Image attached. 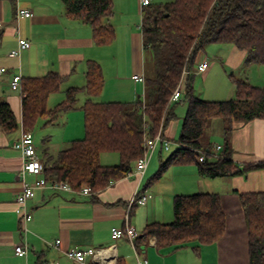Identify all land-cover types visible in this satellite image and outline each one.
<instances>
[{"label":"crops","instance_id":"1","mask_svg":"<svg viewBox=\"0 0 264 264\" xmlns=\"http://www.w3.org/2000/svg\"><path fill=\"white\" fill-rule=\"evenodd\" d=\"M17 6L32 9L33 16L18 19ZM0 22V68H6L0 72V97L10 104L19 123L13 131H7L0 125V264H77L66 255L67 248L111 244H115L117 258L120 257L124 264H140L139 261L143 259H147L149 264H250L248 227L238 193L264 191V168L252 170L247 175L210 178L201 175L196 164H178L171 166L160 180L145 186L157 167V163L153 162L156 158L162 160L163 147L160 144L159 153L156 148L142 177L131 174L114 181L99 192L96 201L91 199V195L79 191H59L48 186L37 188L35 195L28 201L33 217L28 223L29 231L23 236L16 211V195L23 189L20 177L23 158L20 150L14 147L23 130V110L21 91L11 87L13 76H42L50 71L66 76L61 90L49 97L48 106L52 108L65 98L67 87L86 84L88 61L95 60L100 63L104 76L103 88L95 100H137L141 97L139 92L142 86L132 75L145 72L142 8L139 0H114V14L110 22L115 27L116 36L105 45L94 42L90 25L66 14L62 0H0ZM17 25L18 33L15 29ZM18 36L29 39L31 46L13 57L9 52L18 45ZM209 44L214 45L210 47ZM207 46L210 49L208 52ZM199 58L207 59L210 63L208 69L200 73L203 82L208 81L216 71L226 74L227 68L232 69L233 73L238 71V77L249 80L243 68H263L260 63L245 64L246 51L228 42L208 43ZM231 75L233 78H224L218 94H227L230 98L235 96V77ZM249 81L254 84L256 79ZM127 82L130 89L125 92L122 89ZM109 85L115 89L112 96H106ZM60 92L63 94L57 99ZM144 94L145 84L143 98ZM85 99L86 95L82 94L79 107L62 113L56 120L60 124L66 118L64 131L68 130V134L64 136V146L54 149L51 145L53 142L47 140L40 148L35 139L37 152L43 162L69 146L72 138L83 136L81 106ZM177 104L174 106L176 118L165 129V135L170 140L177 138L185 115L178 113ZM41 120L44 124V119ZM72 121L75 123L70 125ZM54 123L48 124V127ZM218 124L220 128H217L216 133L222 138L219 143L223 144L224 123L218 121ZM230 145L231 157L236 163L242 165L264 161V119L236 123L230 136ZM37 177L30 173L25 179L33 182ZM137 190L148 191L152 196L146 204L128 210ZM195 192L220 194L227 216V228L219 240L206 244L191 241L175 248L157 246L155 237L143 239L137 245L132 244L126 236L117 240L112 237L111 228L124 226L127 216L129 224L139 234L150 222L172 221L174 196ZM23 239L30 246L27 256L15 253V246ZM56 239L61 240L59 246L52 244Z\"/></svg>","mask_w":264,"mask_h":264},{"label":"trees","instance_id":"2","mask_svg":"<svg viewBox=\"0 0 264 264\" xmlns=\"http://www.w3.org/2000/svg\"><path fill=\"white\" fill-rule=\"evenodd\" d=\"M62 1L69 17L92 27L96 44H109L115 39L116 30L110 22L114 0ZM141 30L145 48L144 98L95 100L104 85L102 67L95 60L88 61L86 84L67 87L65 98L52 108L48 106L49 97L61 90L67 77L56 71L22 77V124L26 131L33 132L41 119L45 125L55 122L62 113L79 107L80 97L86 95L81 106L85 136L72 140L56 156L45 160L44 176L67 180L75 190L87 184L92 189L91 199L96 201L99 192L134 171L136 161L145 152V136L161 131L165 134L170 121L176 118L174 106L179 101H171V96L186 70L192 71L186 78L183 95L188 106L174 140L176 147L161 160L145 186L160 180L171 166L178 164H196L200 174L210 178L247 175L264 168V161L236 163L230 145L236 123L264 119V85L234 78L235 96L225 100L201 98L193 85L199 56L210 42L233 43L246 51L245 64L264 65V0L152 2L142 8ZM147 54L151 56L152 74L146 66ZM218 118L224 123V143L219 151L217 143L204 139L205 129ZM18 124L10 104L0 97V125L13 131ZM103 152L117 153L119 161L103 163ZM200 152L206 153L204 160H200ZM210 153L217 154V158ZM238 194L248 227L250 264H264V191ZM173 213L170 222L148 223L142 235L136 237V245L150 237L156 238L159 247L179 248L191 241L213 243L227 228L218 192L176 194ZM116 264L124 262L118 257Z\"/></svg>","mask_w":264,"mask_h":264},{"label":"built area","instance_id":"3","mask_svg":"<svg viewBox=\"0 0 264 264\" xmlns=\"http://www.w3.org/2000/svg\"><path fill=\"white\" fill-rule=\"evenodd\" d=\"M141 8L152 3V0H139ZM33 10L30 8L17 6L16 16L18 19L25 17H32ZM1 26V22H0ZM16 32H19V26H16ZM31 46V41L22 36H18V45L13 48L9 55L17 57L20 55L23 49L29 48ZM209 61L207 59H199L197 62L195 72L204 73L209 67ZM6 68L1 67L0 72L4 71ZM192 71L186 70L184 72V78L179 82L177 87L172 93L171 101H182L184 95L185 81L188 74H191ZM132 78L137 81L145 84L146 77L144 72L134 73ZM21 74H16L11 80V87L15 90L21 91ZM146 107V105H143ZM171 140L166 137V135L161 131L154 136H150L149 133L145 136V152L144 154L136 161L134 171L131 174H136L140 177L145 173L152 155L158 145L160 144L164 149H170ZM14 147L19 149L22 158L23 165L20 172V177L23 180V189L16 195V202L18 207L16 209L19 219L21 221L20 231L24 235L29 231L28 223L32 220V212L28 207V201L35 195V190L39 187L48 186L54 190L59 191H79L84 194L90 195L92 189L89 185L84 184L81 189L75 190L67 180H60L56 178H46L44 176L45 164L41 160L37 148L35 145V138L32 131L22 130L20 138L14 143ZM222 149L221 144L216 145V150L219 151ZM212 154V153H210ZM213 158H217V154L211 155ZM206 157L205 152H200V160H204ZM35 174L38 177L33 182H27L25 177L27 174ZM149 192L136 191L130 200L129 208L130 210L134 205H144L151 197ZM112 237L117 240L123 236L129 238L132 244H135V239L138 236V232L133 225H130L128 222L124 226H113L111 228ZM53 245L59 246L61 244L60 239H56L52 242ZM30 246L27 243L26 239H23L19 244L15 246V253L19 256H27ZM66 255L71 258L77 264H116L117 255H116V246L111 244L109 246H100V247H70L65 250ZM140 264H149L147 259L139 261Z\"/></svg>","mask_w":264,"mask_h":264},{"label":"rangeland","instance_id":"4","mask_svg":"<svg viewBox=\"0 0 264 264\" xmlns=\"http://www.w3.org/2000/svg\"><path fill=\"white\" fill-rule=\"evenodd\" d=\"M164 1H166V0H152V2H164ZM210 45H214V44H209V46ZM209 46H207V52L210 51V49L208 48ZM210 47H212V46H210ZM110 60L113 61V59H110ZM146 61H147L146 66L149 69V73L152 74L153 73V65L151 64L152 62H151L150 54H147V60ZM262 67H263L262 70H259V68H256V66H250L247 68L245 67V68H243V71H247V75H248L249 80L250 79L253 80V78L256 79V82L254 83L255 85H258V86L261 85L262 86V85H264V77H262L264 75V65ZM231 74H233V76L235 78H238V71L233 73L232 69L227 68L226 74L223 71H221V72L216 71L214 74H212V76H210L207 79L208 81L203 82V78L201 77V74L198 73V75L196 76L195 82H194V92L201 97H207L210 99L213 98L212 100H214V99L215 100L229 99L230 97H228L227 94L226 95L218 94V92L220 90L219 86L220 87L222 86L224 78L228 79V78L232 77ZM111 75H112V73H111ZM183 78H184V73H183L181 81L183 80ZM140 85L142 86V90L139 92V94H140L141 98H143V84L140 83ZM117 89H120V88H117ZM129 89H130V85L127 82L125 85V88L123 87L122 90H124L126 92ZM114 91H115L114 87L112 85H109L107 92H106V96H112ZM62 94H63V92L58 93L56 98L58 99ZM187 106H188L187 101L184 98H182V101H179L177 104L178 113L179 114H181V113L185 114V112L187 110ZM83 118H84V111H83ZM57 121H55V123L49 127H48V125L46 126L43 124V120H40L38 122L37 126L33 130V134H34V138L36 139V143L38 146H40V148L42 147V145L44 143H46L47 140H50V142H53V144H51V145L54 149H55V147L57 149L58 146H64L65 145V143L63 142L65 140L64 136H66V134H68V130L64 131L65 130L64 123L66 122V118L64 117L63 120L60 122V124ZM218 121H222V120L220 118L212 120L211 124L208 125L207 128L205 129L204 139L206 141H211L212 143H217V142L219 143L222 141L221 136H219L218 133H216L217 128H220ZM74 123L75 122L72 121V122H70V125H73ZM82 127H83L82 128L83 129V136L82 137H84L85 136L84 121H83ZM42 128H44V130H42ZM70 128H69V132H70ZM180 129H181V123H180L179 130ZM76 138L79 139L80 137H74L72 139L74 140ZM170 142L171 143H170V149L169 150L162 148V151H161L162 159H166L167 156L170 154V152L176 147V143L174 140H171ZM68 143L69 142H67L66 144H68ZM219 144H221V143H219ZM159 151H160V145L157 147V154L159 153ZM101 161L106 162V163H117L119 161V155L115 152H103L101 154ZM160 162L161 161L159 158L158 159L156 158L155 161L153 162V164L157 163V167L151 173L152 175L154 173H156V171L158 170V168L160 166Z\"/></svg>","mask_w":264,"mask_h":264},{"label":"water","instance_id":"5","mask_svg":"<svg viewBox=\"0 0 264 264\" xmlns=\"http://www.w3.org/2000/svg\"><path fill=\"white\" fill-rule=\"evenodd\" d=\"M142 235V234H141Z\"/></svg>","mask_w":264,"mask_h":264}]
</instances>
